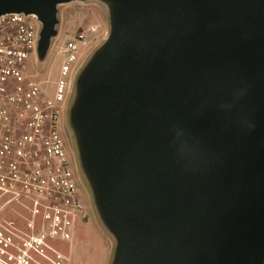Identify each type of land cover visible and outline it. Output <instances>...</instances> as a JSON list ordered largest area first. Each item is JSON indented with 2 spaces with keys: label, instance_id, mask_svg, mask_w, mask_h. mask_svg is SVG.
<instances>
[{
  "label": "water",
  "instance_id": "1",
  "mask_svg": "<svg viewBox=\"0 0 264 264\" xmlns=\"http://www.w3.org/2000/svg\"><path fill=\"white\" fill-rule=\"evenodd\" d=\"M77 1L0 0V17L35 15L43 60ZM92 1L110 32L66 126L110 264H264V0Z\"/></svg>",
  "mask_w": 264,
  "mask_h": 264
},
{
  "label": "built area",
  "instance_id": "2",
  "mask_svg": "<svg viewBox=\"0 0 264 264\" xmlns=\"http://www.w3.org/2000/svg\"><path fill=\"white\" fill-rule=\"evenodd\" d=\"M96 28L80 30L64 48L53 97L30 74L38 42L35 15L0 17V264H66L55 245L88 217L61 117L69 76ZM23 204L29 219L13 207Z\"/></svg>",
  "mask_w": 264,
  "mask_h": 264
},
{
  "label": "rangeland",
  "instance_id": "3",
  "mask_svg": "<svg viewBox=\"0 0 264 264\" xmlns=\"http://www.w3.org/2000/svg\"><path fill=\"white\" fill-rule=\"evenodd\" d=\"M61 24L60 33L55 38L52 49L49 50L45 59L37 60L35 52L34 57L30 59V74L42 83V88L48 97H53L56 92L57 82L61 79V68L65 60L64 48L66 43L75 38L80 30H86L95 27L96 32L91 34V42L88 47L82 48L78 60L74 63V69L69 76V91L67 100L63 108L61 117V130L67 142L68 151L72 158L73 165L79 178L80 190L87 205L88 217L77 222L74 235L70 240H57V245L67 256L66 264H110L113 250L114 237L103 221L87 183L85 177L81 175L82 170L77 169V145L71 143L69 131L67 129L66 108L69 96L77 91V83L74 73L78 65L83 64L90 54L108 38L110 28L105 5L97 1L72 2L60 6ZM78 170V171H77ZM83 174V173H82ZM14 208L21 215L10 216L12 218L29 219L28 208L23 204H15Z\"/></svg>",
  "mask_w": 264,
  "mask_h": 264
}]
</instances>
